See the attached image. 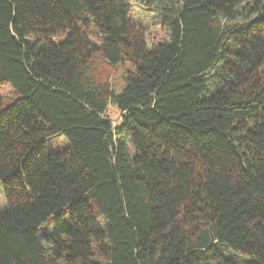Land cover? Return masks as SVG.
<instances>
[{
    "label": "trees",
    "instance_id": "trees-1",
    "mask_svg": "<svg viewBox=\"0 0 264 264\" xmlns=\"http://www.w3.org/2000/svg\"><path fill=\"white\" fill-rule=\"evenodd\" d=\"M140 2L0 0V264H264V0Z\"/></svg>",
    "mask_w": 264,
    "mask_h": 264
},
{
    "label": "rangeland",
    "instance_id": "rangeland-1",
    "mask_svg": "<svg viewBox=\"0 0 264 264\" xmlns=\"http://www.w3.org/2000/svg\"><path fill=\"white\" fill-rule=\"evenodd\" d=\"M131 6L133 10L132 16L134 21L137 24L143 25L148 30L157 14L154 13L151 9H146L143 3L140 2V0H131ZM95 74L100 80L109 81L112 89L120 91L124 86L125 70L123 68L113 69L111 67H108L107 65L97 64ZM10 96H12V91L8 87H0V98L8 100L10 99ZM107 115L112 120L114 125H118L121 122V112L115 105L111 103L108 106ZM66 144L67 141L65 140V138H56L48 142V149L50 151H57L60 148L64 147ZM6 208L7 203L0 187V209L4 210Z\"/></svg>",
    "mask_w": 264,
    "mask_h": 264
}]
</instances>
